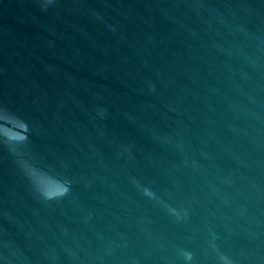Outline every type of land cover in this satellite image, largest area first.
Returning a JSON list of instances; mask_svg holds the SVG:
<instances>
[{
  "label": "water",
  "instance_id": "obj_1",
  "mask_svg": "<svg viewBox=\"0 0 264 264\" xmlns=\"http://www.w3.org/2000/svg\"><path fill=\"white\" fill-rule=\"evenodd\" d=\"M41 3L0 0V106L71 192L0 144V264H264V0Z\"/></svg>",
  "mask_w": 264,
  "mask_h": 264
},
{
  "label": "clouds",
  "instance_id": "obj_2",
  "mask_svg": "<svg viewBox=\"0 0 264 264\" xmlns=\"http://www.w3.org/2000/svg\"><path fill=\"white\" fill-rule=\"evenodd\" d=\"M55 0H42L41 7L47 10V7L53 4ZM103 115V111L101 112ZM0 144H3L17 157V165L24 173L32 188L46 202L59 201L67 197L71 192V180L62 174H52L41 167L25 151L30 143L31 127L29 122L23 119L16 112L7 106H0ZM10 130V131H9ZM55 178L58 185L56 190L50 188V182ZM144 194L150 198H155V194L145 188ZM171 214L180 218L176 209H170ZM186 218V216H185ZM215 247V246H214ZM181 255L185 264H189L194 259L193 253L187 250H181ZM221 264H232L230 258L223 253H219Z\"/></svg>",
  "mask_w": 264,
  "mask_h": 264
}]
</instances>
